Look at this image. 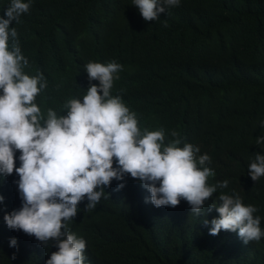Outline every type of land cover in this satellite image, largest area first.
Instances as JSON below:
<instances>
[{"label": "trees", "instance_id": "trees-1", "mask_svg": "<svg viewBox=\"0 0 264 264\" xmlns=\"http://www.w3.org/2000/svg\"><path fill=\"white\" fill-rule=\"evenodd\" d=\"M29 12L21 30L29 60L24 71L43 74V94H59L65 87L62 71L73 65L74 57L104 64L122 60L119 79L130 81L135 95L155 85L170 91L190 83L178 95L180 105L173 99L182 111L160 106L146 93L139 97L143 113L160 110L173 120L183 141L186 127L201 126L220 135L213 140L215 156L232 175L234 187L238 180L251 202L263 204L264 216V177L254 182L248 174L255 154L264 155V145L256 144L264 136V0H180L170 16L161 14L153 22L142 18L133 0H34ZM132 39L134 63L128 53ZM196 65L202 71L190 77L188 69ZM190 95L199 106L196 101L187 104ZM158 127L148 121L142 129ZM18 179L15 173L0 175L5 198L0 203V264H46L58 250L56 241L44 246L10 230L4 221L22 206ZM119 183L114 180L105 188L107 198L101 197L94 209L86 211L87 200L82 202L69 222L71 231L86 241L85 264H264V237L240 245L225 231L209 235L210 224L203 228L193 221H172L162 208L146 203L150 193L139 181L127 176L125 187L116 191ZM12 238L18 247H10Z\"/></svg>", "mask_w": 264, "mask_h": 264}, {"label": "clouds", "instance_id": "clouds-1", "mask_svg": "<svg viewBox=\"0 0 264 264\" xmlns=\"http://www.w3.org/2000/svg\"><path fill=\"white\" fill-rule=\"evenodd\" d=\"M33 1L0 0V175L19 177L22 201L18 210L4 216L7 227L44 246L56 241L58 250L46 264H85L86 241L71 231L69 222L82 202L87 200L86 211L94 209L101 197L107 198L105 188L115 180L121 182L116 189L120 191L130 176L150 193L145 202L162 208L172 221H193L203 228L210 224L209 235L225 231L240 245L258 243L264 237L263 204L251 202L238 180L234 187L232 175L214 154L213 140L220 135L201 126L186 127L183 141L173 130V120L160 110L143 113L139 97L146 93L160 106L182 111L178 95L191 88L190 83L170 91L155 85L135 95L131 82L119 79L124 74L122 60L104 64L74 57L77 68L71 65L62 71L67 75L65 87L59 94H43V74L24 71L29 60L21 30ZM179 4L180 0H133L146 22L161 14L170 16ZM135 42L130 40L128 46L132 63ZM201 71L202 65H196L187 73L196 77ZM185 101L200 105L192 95ZM148 121L159 127L142 129ZM256 144L264 145V136L256 138ZM248 174L254 182L264 177V155L255 154ZM4 199L0 195V203ZM10 247H18L15 238Z\"/></svg>", "mask_w": 264, "mask_h": 264}]
</instances>
